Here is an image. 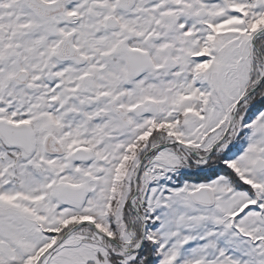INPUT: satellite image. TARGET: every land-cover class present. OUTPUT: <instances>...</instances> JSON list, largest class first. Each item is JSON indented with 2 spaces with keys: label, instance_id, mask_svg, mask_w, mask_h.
<instances>
[{
  "label": "snow or ice",
  "instance_id": "obj_1",
  "mask_svg": "<svg viewBox=\"0 0 264 264\" xmlns=\"http://www.w3.org/2000/svg\"><path fill=\"white\" fill-rule=\"evenodd\" d=\"M0 264H264V0H0Z\"/></svg>",
  "mask_w": 264,
  "mask_h": 264
}]
</instances>
